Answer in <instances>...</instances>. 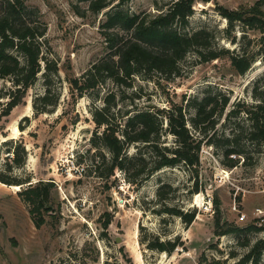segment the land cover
Here are the masks:
<instances>
[{
	"label": "rangeland",
	"instance_id": "obj_1",
	"mask_svg": "<svg viewBox=\"0 0 264 264\" xmlns=\"http://www.w3.org/2000/svg\"><path fill=\"white\" fill-rule=\"evenodd\" d=\"M110 1L113 9L156 14L175 0ZM256 1L195 0L183 30L192 33L204 29L213 37V49L250 58L243 75L232 69L227 57L202 61L190 51L178 62L175 75L166 79L158 74L138 77L125 90L121 109L175 106L181 107L187 118L193 111L185 107L186 102L195 97L220 94L228 99L203 138L211 144L200 146L197 179L180 164L163 168L136 186L127 183L119 170L108 175V164L95 171L98 150L89 142L95 130L90 110L100 101L87 93L73 103L67 89L66 77L79 76L104 54L100 31L108 8L93 14L87 3L75 0H22L28 9L40 13L46 25L45 57L59 69L57 78H52L58 102L49 113H34L31 101L43 92L39 74L25 103L0 117V174L25 182L16 191L0 183V264H235L255 241L264 238V233L246 231L258 222L255 209L264 210V145L252 140L243 112L229 113L241 109L237 104H244L245 109L257 103L253 91L264 85V40L257 29L239 23L229 27L217 10V6L243 10ZM260 8L264 10V3ZM117 93L120 98L121 92ZM4 103L0 102V111ZM186 126L195 131L188 122ZM165 141L172 145L174 140L168 136ZM21 147L24 163L16 167L9 159L13 149L20 152ZM230 150L239 155L226 154ZM129 153H134L132 147ZM234 157L238 163L229 167ZM38 181L52 183L45 187L50 210L32 214L31 206L18 193ZM196 182L199 192L193 193ZM160 189L164 199L157 195ZM163 205L194 211V221L184 226L175 216L158 214ZM35 217L42 219L39 227ZM107 218L110 223L104 228ZM228 226L240 232L214 234L216 227L220 231ZM155 237L177 240L183 246L167 255L139 244L140 238ZM260 263L264 264V253Z\"/></svg>",
	"mask_w": 264,
	"mask_h": 264
},
{
	"label": "trees",
	"instance_id": "obj_2",
	"mask_svg": "<svg viewBox=\"0 0 264 264\" xmlns=\"http://www.w3.org/2000/svg\"><path fill=\"white\" fill-rule=\"evenodd\" d=\"M75 1L87 3V10L93 14L108 8L100 31L105 44L104 54L91 62L79 76L66 77L68 94L73 103L87 93L95 94V98L100 101V105L90 110L95 130L89 142L98 150L95 171L99 170V165L108 164V175L119 170L123 172L127 183L141 186L155 172L182 164L197 179L200 146L202 143L211 144L209 139L203 138L214 127L216 117L222 114L228 102L226 97L205 94L200 99L195 97L187 101L185 107L193 111L189 118L182 113L181 107L121 109L119 102L125 90L131 88L132 82L138 77L150 78L158 74L166 79L175 75L178 62L190 51H194L202 61L227 57L238 75L248 70L251 59L244 54L229 53L227 49H213V37L204 29L192 33L183 32L193 13L195 0H175L164 11L156 14H135L113 9L110 0ZM124 1L130 0H120V4ZM262 3L264 0H258L243 10H230L222 6H217V10L229 27L239 23L247 29H257L262 34L261 40H264V10L260 8ZM45 35L46 25L39 12L28 9L22 0H0V102L5 100L0 117L7 116L13 108L25 103L27 92L39 74L43 78V92L32 99V110L37 115L45 114L57 104L58 93L52 87V78H57L59 69L57 63L45 57L48 49ZM2 83L4 86H1ZM117 92H121L120 98ZM253 92L257 103L245 109L242 108L244 104H237L241 109H232L229 113L243 112L249 121L248 131L252 140L264 145V85L255 88ZM187 122L195 131H189ZM168 136L174 140L172 145L165 141ZM131 147L134 149L132 154L129 153ZM20 149L18 152L14 148L12 158L9 159L16 167L24 163L25 151L23 147ZM231 153L239 155L234 150L226 152ZM237 163L238 158L234 157L228 166L233 167ZM97 176L104 178L103 173ZM0 183L20 186L25 182L0 174ZM51 184L41 181L36 182V185L30 183L23 192L18 193L31 206L30 213L50 210L46 205L45 187ZM192 191L199 192L197 182ZM164 194L162 189L157 193L159 199H164ZM213 203L216 209L217 205ZM157 213L175 216L184 226L190 225L195 218L194 211L184 212L166 205ZM37 219L35 217V226L39 227L42 219ZM109 223L107 218L103 227L107 228ZM215 223L217 226L218 223ZM216 229L215 235L240 232L239 228L231 226L225 230ZM246 231L264 233V227L252 224ZM138 241L148 250L167 255L183 246L177 240H160L158 237L146 241L140 238ZM262 253L264 238L255 241L235 264H261ZM124 256L126 253H123Z\"/></svg>",
	"mask_w": 264,
	"mask_h": 264
},
{
	"label": "built area",
	"instance_id": "obj_3",
	"mask_svg": "<svg viewBox=\"0 0 264 264\" xmlns=\"http://www.w3.org/2000/svg\"><path fill=\"white\" fill-rule=\"evenodd\" d=\"M255 216L258 219V222H256L257 227H261L262 223H264V210H261L259 208L255 209Z\"/></svg>",
	"mask_w": 264,
	"mask_h": 264
},
{
	"label": "bare ground",
	"instance_id": "obj_4",
	"mask_svg": "<svg viewBox=\"0 0 264 264\" xmlns=\"http://www.w3.org/2000/svg\"><path fill=\"white\" fill-rule=\"evenodd\" d=\"M13 129L15 130V132H18L15 126H14V128H13ZM11 188H12L13 190H15V191H16V190L18 189V186H12ZM194 202H195V203H197V202H198V196H197V197H195V201H194ZM195 203H194V204H195Z\"/></svg>",
	"mask_w": 264,
	"mask_h": 264
},
{
	"label": "crops",
	"instance_id": "obj_5",
	"mask_svg": "<svg viewBox=\"0 0 264 264\" xmlns=\"http://www.w3.org/2000/svg\"><path fill=\"white\" fill-rule=\"evenodd\" d=\"M0 186H1V184H0ZM3 187H4V188H7V187H6V186H4V185H3Z\"/></svg>",
	"mask_w": 264,
	"mask_h": 264
},
{
	"label": "water",
	"instance_id": "obj_6",
	"mask_svg": "<svg viewBox=\"0 0 264 264\" xmlns=\"http://www.w3.org/2000/svg\"><path fill=\"white\" fill-rule=\"evenodd\" d=\"M207 1H210V0H207Z\"/></svg>",
	"mask_w": 264,
	"mask_h": 264
}]
</instances>
